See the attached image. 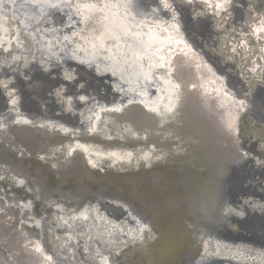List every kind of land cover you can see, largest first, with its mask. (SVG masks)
I'll return each mask as SVG.
<instances>
[{
	"label": "bare ground",
	"instance_id": "bare-ground-1",
	"mask_svg": "<svg viewBox=\"0 0 264 264\" xmlns=\"http://www.w3.org/2000/svg\"><path fill=\"white\" fill-rule=\"evenodd\" d=\"M37 1L71 3L81 22L70 44L84 57L97 58L101 51L118 56L120 69L125 72L128 66L127 78L141 85L132 98L123 95L126 91L116 93L122 97L87 114L81 132L70 128L74 133L20 117L13 101L7 102L0 113V176L27 182L31 193L23 201L7 196L14 201L10 205L23 213L35 197L47 206L58 196L76 204L88 192L85 179L92 178L103 188H127L144 209L139 213H150L148 234L143 232L134 245L132 264H183L186 257L196 258L203 251L200 228L215 214L223 172L236 153V140L228 133L238 129L239 103L222 89L215 68L175 20L146 27L132 20L130 0ZM223 2L229 0H197L218 15L228 11ZM161 11L169 18L174 14L164 7ZM7 24L8 13L0 4V40L6 45L11 41ZM22 32L19 28L14 34L19 45ZM25 154L35 160L29 158L32 166ZM6 216L0 217V238L10 237L9 253H20L27 264H51L20 227L22 216L12 217L11 228ZM250 232L239 237L254 239ZM103 264L109 263L103 259Z\"/></svg>",
	"mask_w": 264,
	"mask_h": 264
},
{
	"label": "rangeland",
	"instance_id": "rangeland-1",
	"mask_svg": "<svg viewBox=\"0 0 264 264\" xmlns=\"http://www.w3.org/2000/svg\"><path fill=\"white\" fill-rule=\"evenodd\" d=\"M130 1L132 20L146 27L175 20L215 68L222 89L239 103L235 110L238 129L228 133L237 146L223 172L222 201L216 204V215L200 228L203 251L196 258L186 257L183 264H264V0L223 2L228 11L220 15L197 0ZM60 2L41 5L37 0H0L8 13L11 40L7 45L0 40V113L13 101L18 116L74 133L83 130L79 125L87 114L114 102L119 91L132 98L141 84L127 78L128 66L122 71L116 55L112 58L101 51L96 60L80 55L81 49H75L69 39L81 20L71 3ZM161 7L175 16H165ZM19 28L23 31L21 45L14 35ZM78 118L83 121L77 123ZM24 156L32 166L28 163L31 157ZM85 180L88 192L76 204L59 196L47 206L33 199L21 213L7 196L29 199L27 182L20 186L13 178L0 176V217L6 212L11 228L12 217L21 215L20 227L28 230L34 238L30 243L39 245L51 264H103V259L109 264H132L134 245L143 232L148 234L145 225L150 213H139L144 209L127 188L118 192L114 186L103 188L92 178ZM47 184H53L50 175ZM69 185L70 180L63 188ZM129 207L138 210L137 216ZM247 231L255 238L239 237ZM9 241L7 235L0 238V264H27L20 253H9Z\"/></svg>",
	"mask_w": 264,
	"mask_h": 264
},
{
	"label": "water",
	"instance_id": "water-1",
	"mask_svg": "<svg viewBox=\"0 0 264 264\" xmlns=\"http://www.w3.org/2000/svg\"><path fill=\"white\" fill-rule=\"evenodd\" d=\"M183 1L187 2L188 0H183ZM177 17H178V15H177ZM178 18H179V17H178ZM87 58H91V59H93V60H96L95 57H91V56H90V57L87 56ZM232 160H233V159H232ZM232 160H231V161H232ZM22 183H23V182H22ZM15 184H16V185H21V186L23 185V186H24V185L26 184V182H24L23 184L17 182V183H15ZM105 190H106V189H105ZM220 191H221V189H220ZM220 196H221V193H220ZM220 198H221V201H222V197H220ZM35 199H36V197H35ZM38 200H40V199H38ZM133 210H134V209H133ZM137 211H138V210H136V209L134 210V212H137ZM129 213H130V211H129ZM216 213H217V210H215V215H216ZM134 216H135V215H134ZM136 216H137V215H136ZM138 217L140 218V215H138ZM200 254H201V253H200Z\"/></svg>",
	"mask_w": 264,
	"mask_h": 264
}]
</instances>
